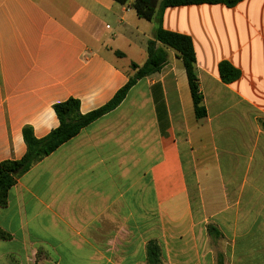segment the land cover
Listing matches in <instances>:
<instances>
[{"label": "crops", "instance_id": "0c3cea01", "mask_svg": "<svg viewBox=\"0 0 264 264\" xmlns=\"http://www.w3.org/2000/svg\"><path fill=\"white\" fill-rule=\"evenodd\" d=\"M133 2L0 0V163L26 155V127L38 139L59 127L56 104L95 111L145 64L155 24ZM163 28L192 39L207 117L169 50L9 191L0 264H150L151 241L160 264H264V0L167 8ZM223 61L238 80L222 81Z\"/></svg>", "mask_w": 264, "mask_h": 264}, {"label": "trees", "instance_id": "16d2710c", "mask_svg": "<svg viewBox=\"0 0 264 264\" xmlns=\"http://www.w3.org/2000/svg\"><path fill=\"white\" fill-rule=\"evenodd\" d=\"M120 5H127L130 0H114ZM244 0H134L132 8L137 16L155 24L154 40L148 42V59L143 66L131 64L134 75L128 83L120 89L114 98L105 106L82 114L80 102L69 99L54 106L55 113L60 125L48 136L42 139L35 137L33 129L26 127L23 131L24 141L27 145L26 155L17 161H6L0 163V208H4L8 202L9 191L16 185L17 181L28 173L34 166L50 156L62 145L72 140L80 132L118 108L126 99L130 90L143 78L160 72L167 64L169 50L176 53L182 61L186 71L190 92L192 96L194 112L197 120L207 117V109L204 105V97L200 91L199 79L196 73V54L192 39L189 36L167 31L163 28V16L167 8L190 6V5H225L234 8ZM221 79L230 84L238 80L241 72L232 64L223 61L219 65ZM264 127V122H262ZM208 233L213 238H220V232L213 226H208ZM0 239L10 240L11 236L0 229ZM148 257L150 264L161 263V250L156 241L148 244ZM218 264H224L222 257Z\"/></svg>", "mask_w": 264, "mask_h": 264}, {"label": "rangeland", "instance_id": "374dc122", "mask_svg": "<svg viewBox=\"0 0 264 264\" xmlns=\"http://www.w3.org/2000/svg\"><path fill=\"white\" fill-rule=\"evenodd\" d=\"M135 40H136V45H135L134 49L133 50L128 49V52H129L131 57L135 58L136 60H141L140 59V53H141L140 50L147 48V44H146L147 41L145 40V38L143 36H141V38H138V39L135 38ZM171 53H173V51Z\"/></svg>", "mask_w": 264, "mask_h": 264}]
</instances>
